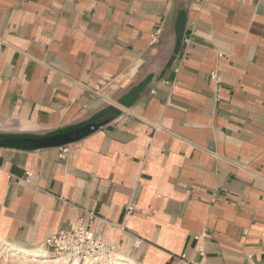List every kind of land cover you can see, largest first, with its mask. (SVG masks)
Masks as SVG:
<instances>
[{"label": "crops", "instance_id": "obj_1", "mask_svg": "<svg viewBox=\"0 0 264 264\" xmlns=\"http://www.w3.org/2000/svg\"><path fill=\"white\" fill-rule=\"evenodd\" d=\"M93 121L65 157L0 147V240L264 264V0H0V136Z\"/></svg>", "mask_w": 264, "mask_h": 264}, {"label": "built area", "instance_id": "obj_2", "mask_svg": "<svg viewBox=\"0 0 264 264\" xmlns=\"http://www.w3.org/2000/svg\"><path fill=\"white\" fill-rule=\"evenodd\" d=\"M211 78L220 81V76L217 70L213 71ZM67 148L62 147L61 156L65 157ZM134 207L130 204L127 208V214L132 213ZM90 216L98 218L95 212L89 211ZM114 229L125 230L124 226H118L112 224ZM206 232H202L195 236L196 239L207 237ZM140 240L136 241V244H140ZM42 249L65 256L71 260H86L87 258L108 257L119 252V245L114 241H105L99 238L95 231L89 226L81 225L73 227L71 230H61L58 233L46 238V240L40 246ZM199 253L202 257H205L204 248H200ZM182 259H185L183 256ZM188 264V262H186ZM198 264V263H193Z\"/></svg>", "mask_w": 264, "mask_h": 264}, {"label": "water", "instance_id": "obj_3", "mask_svg": "<svg viewBox=\"0 0 264 264\" xmlns=\"http://www.w3.org/2000/svg\"><path fill=\"white\" fill-rule=\"evenodd\" d=\"M102 125L103 122L93 121L75 128L45 135L0 136V147L27 150L63 147L85 138L97 131Z\"/></svg>", "mask_w": 264, "mask_h": 264}, {"label": "rangeland", "instance_id": "obj_4", "mask_svg": "<svg viewBox=\"0 0 264 264\" xmlns=\"http://www.w3.org/2000/svg\"><path fill=\"white\" fill-rule=\"evenodd\" d=\"M2 242V243H1ZM17 245V244H16ZM4 246V247H3ZM17 246H20V245H17ZM13 244H10V243H7L5 241H0V264H40L39 262L33 260L34 257L36 259H56L57 257L56 256H60L58 254H54L52 252H43V251H31V253H27L29 252V250H25V249H22L20 247H23V246H20V247H17ZM3 248V249H2ZM13 248V249H12ZM25 248V247H23ZM27 249V248H26ZM10 251V252H9ZM46 251V250H45ZM13 252V253H12ZM32 252H35V255L37 256H33ZM18 255V256H16ZM27 255V256H26ZM31 255V256H30ZM41 255V257H40ZM26 257V258H25ZM39 257V258H38ZM63 257V256H61ZM121 259V255L118 253L116 256H112V257H98V258H88L90 260H92L94 262V264H113L111 262V260L115 259V258H119ZM65 258V257H63ZM27 259V260H26ZM33 262H31V260ZM68 259V258H67ZM86 259V260H88ZM108 259V260H107ZM122 262L125 263V264H135L133 262H129L128 260H126L124 257H122ZM30 260V261H28ZM69 260V259H68ZM86 260H82L80 263H85ZM70 262H73L72 260H69ZM104 261V262H103ZM125 261V262H124ZM30 262V263H29ZM35 262V263H34ZM111 262V263H110ZM64 263V260H61L59 262H56V263H53V264H63ZM65 264H69L65 262Z\"/></svg>", "mask_w": 264, "mask_h": 264}, {"label": "bare ground", "instance_id": "obj_5", "mask_svg": "<svg viewBox=\"0 0 264 264\" xmlns=\"http://www.w3.org/2000/svg\"><path fill=\"white\" fill-rule=\"evenodd\" d=\"M1 241V240H0ZM5 241V240H4ZM2 243V242H1ZM4 247V246H3ZM3 249V248H2ZM13 249V248H12ZM39 250L40 251H43V252H47V251H45L44 249H42L41 247L39 248ZM34 251V250H33ZM10 252V251H9ZM13 253V252H12ZM27 253H31V251H29V252H27ZM33 254V256H37V255H35V252H32ZM118 254V253H117ZM117 254H114V255H111V256H108V257H112V256H116ZM16 256H18V255H16ZM27 256V255H26ZM31 256V255H30ZM40 257H41V255H40ZM57 258L55 259H36L35 257H34V259L33 260H35V261H37V262H39L40 264H53V263H56V262H59V261H61V260H64V263L63 264H65V262L66 263H68L69 262V264H82V263H80L78 260H72L73 262H70L69 260H71V259H67V257H65V256H63V257H65V258H63V257H61V255L60 256H56ZM105 257V256H104ZM26 258V257H25ZM39 258V257H38ZM93 258V257H92ZM98 258V257H97ZM99 258H100V256H99ZM88 259V258H87ZM27 260V259H26ZM31 260V259H30ZM30 260H28V261H30ZM108 260V259H107ZM122 260H124V259H122V257H121V259H120V257L119 258H115V259H113V260H111V262L113 263V264H125V263H123L122 262ZM31 262H33L32 260H31ZM104 262V261H103ZM110 262V263H111ZM125 262V261H124ZM30 263V262H29ZM35 263V262H34ZM32 264V263H31ZM83 264H94V262L92 261V260H90V259H88V260H86V262L85 263H83ZM104 264V263H103ZM128 264V263H127Z\"/></svg>", "mask_w": 264, "mask_h": 264}]
</instances>
